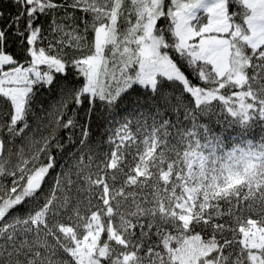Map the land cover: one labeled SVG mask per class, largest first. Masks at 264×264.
I'll return each mask as SVG.
<instances>
[{"label": "snow or ice", "instance_id": "obj_1", "mask_svg": "<svg viewBox=\"0 0 264 264\" xmlns=\"http://www.w3.org/2000/svg\"><path fill=\"white\" fill-rule=\"evenodd\" d=\"M0 264H264V0H0Z\"/></svg>", "mask_w": 264, "mask_h": 264}, {"label": "trees", "instance_id": "obj_2", "mask_svg": "<svg viewBox=\"0 0 264 264\" xmlns=\"http://www.w3.org/2000/svg\"><path fill=\"white\" fill-rule=\"evenodd\" d=\"M79 15V13L77 14ZM89 38H91V34H89ZM39 99L42 100L44 103L45 107L48 106V103L51 101L55 103L56 100V93L52 92L51 94H48L46 90L43 91V94L38 97ZM124 113L123 111L120 112V115L122 116ZM203 119V118H202ZM223 120V117H221ZM104 121H97L95 117H93V138L94 139H100L103 140L106 138L107 133L103 131L104 128ZM227 122L225 121V124ZM214 130L217 133H221L223 135V140H224V145L226 149H230L234 144H240V141L243 139H252L254 143L259 142V137L261 135L262 129L259 126H254L253 130H251L246 136H239L240 130L238 128H229L227 131L224 130V127L221 125H212ZM61 137L65 136V132L61 131L60 133ZM234 137H236L234 139Z\"/></svg>", "mask_w": 264, "mask_h": 264}, {"label": "rangeland", "instance_id": "obj_3", "mask_svg": "<svg viewBox=\"0 0 264 264\" xmlns=\"http://www.w3.org/2000/svg\"><path fill=\"white\" fill-rule=\"evenodd\" d=\"M243 140H246V139H243ZM243 140L240 141V144L242 143Z\"/></svg>", "mask_w": 264, "mask_h": 264}]
</instances>
